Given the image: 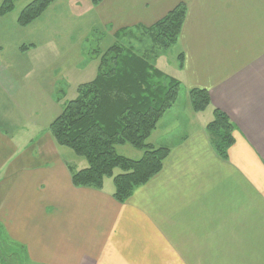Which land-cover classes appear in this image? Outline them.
<instances>
[{
  "label": "crops",
  "instance_id": "crops-1",
  "mask_svg": "<svg viewBox=\"0 0 264 264\" xmlns=\"http://www.w3.org/2000/svg\"><path fill=\"white\" fill-rule=\"evenodd\" d=\"M179 4L186 16L174 69L158 70L186 98L207 91L210 106L195 113L185 100L164 114L148 143L168 156L124 203L114 200L112 179L99 191L73 186L72 173L87 165L50 135L64 107L51 82L4 76L0 66V239L30 262L264 264V0H103L89 8L114 37L151 27ZM214 110L236 128L226 161L206 131Z\"/></svg>",
  "mask_w": 264,
  "mask_h": 264
},
{
  "label": "trees",
  "instance_id": "trees-1",
  "mask_svg": "<svg viewBox=\"0 0 264 264\" xmlns=\"http://www.w3.org/2000/svg\"><path fill=\"white\" fill-rule=\"evenodd\" d=\"M17 1L2 0L0 18L12 13ZM56 1L33 0L20 12L17 25L29 26ZM102 1L90 2L95 7ZM185 16L186 7L179 4L151 27L124 29L114 38L139 30L150 36L159 51H168L179 39ZM28 48L33 46L21 50ZM146 55L118 44L111 46L101 57L94 79L78 87V96L64 105L49 127L58 146L69 149L87 164L84 170L72 173L73 186L99 191L105 179H112L117 203L126 202L137 188L156 176L169 153L167 148L153 147L148 139L176 102L181 85L154 67L158 55ZM177 59L181 67L182 56ZM188 94L193 112H204L210 106L207 91L191 89ZM206 131L215 154L226 161L234 144L235 126L224 113L214 110ZM123 145L142 152L141 158L119 156L115 148ZM115 170L121 174L114 175Z\"/></svg>",
  "mask_w": 264,
  "mask_h": 264
},
{
  "label": "rangeland",
  "instance_id": "rangeland-1",
  "mask_svg": "<svg viewBox=\"0 0 264 264\" xmlns=\"http://www.w3.org/2000/svg\"><path fill=\"white\" fill-rule=\"evenodd\" d=\"M32 1H17L13 12L0 18V66L7 71L4 76L15 78L16 73L19 76V72H29L28 78H47L64 105L78 96L80 85L94 79L101 57L115 44L131 48L139 55L147 54L148 58L158 55L152 63L159 70L171 74L174 69V46L161 52L150 36L139 30H131L121 39L110 36L96 25L89 8L91 0H57L39 19L21 28L16 23L17 18ZM23 46L33 48L23 51ZM185 100L190 102L189 94L186 98L180 87L174 105ZM208 113L202 114L203 119L210 117ZM115 149L119 156L127 159L138 160L142 156V152L129 145ZM81 161L85 163L84 159ZM118 174L121 171L115 170L114 175ZM0 264L34 263L29 261L25 250L0 239Z\"/></svg>",
  "mask_w": 264,
  "mask_h": 264
}]
</instances>
